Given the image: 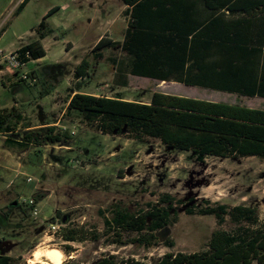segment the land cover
Returning <instances> with one entry per match:
<instances>
[{
	"label": "rangeland",
	"instance_id": "1",
	"mask_svg": "<svg viewBox=\"0 0 264 264\" xmlns=\"http://www.w3.org/2000/svg\"><path fill=\"white\" fill-rule=\"evenodd\" d=\"M17 2L2 0L0 3L2 56L36 40V28L44 17L52 9L59 11L47 20L55 33L43 41L47 56L41 62L32 61L12 68L4 58L0 59V110L15 107L22 113L25 120L17 133L31 129L27 126L38 128L42 119L49 126L68 130L73 139L68 146L55 144L41 149L8 148L6 138L2 139L0 211L20 201L26 203L25 214L29 217L20 222L16 215L11 227L0 228L1 253L12 257L16 264H29L35 252L52 248L63 252V263L92 264L114 255L118 261L133 258L144 264H154L166 253L200 252L206 248L213 232H231L236 227L229 217L220 223L215 216L188 215L185 210L189 206L203 207L209 201L212 206L253 207L260 221H264V160L209 157L200 161L192 153L169 149L160 141L148 139L141 143L128 136H105L79 119H66L65 116L74 90L94 96L119 94L127 100L145 103L158 92L256 109H264V99L132 75L121 78L115 66L125 59L124 53L106 50L103 58L97 60L92 55V49L102 36L108 35L118 42L124 39L128 19L119 0H31L14 16L19 6ZM84 58L92 64L91 78L78 81L69 75L57 83L52 94L39 98V79L52 80L47 74L50 70L57 71L54 64H66L73 69ZM24 75L30 76L26 78L30 86L20 82ZM121 80H127L126 88L118 85ZM163 194L183 200L184 204L177 206L176 222L157 233L158 246L148 249L132 244L112 245L101 237L99 241L71 243L73 251L67 250L70 251L67 253L68 242L61 238L59 230L53 233L51 225L57 222L54 225L61 230L64 227L61 221L66 219L67 224L101 235L104 231L101 211L105 212V217H110L115 205L132 212L145 210L148 203L158 202ZM31 199L36 201L33 211L27 205ZM58 213L65 215L63 219ZM134 236L129 234L126 239ZM166 241L173 242L174 246L168 247Z\"/></svg>",
	"mask_w": 264,
	"mask_h": 264
},
{
	"label": "trees",
	"instance_id": "2",
	"mask_svg": "<svg viewBox=\"0 0 264 264\" xmlns=\"http://www.w3.org/2000/svg\"><path fill=\"white\" fill-rule=\"evenodd\" d=\"M30 1L20 4L14 16L19 15ZM121 1L126 6L123 14L128 19L124 40L113 41L105 36L92 50L96 60L102 59L106 50L124 53L125 59L115 66L121 78L130 74L238 97L264 98V0ZM199 3L203 6L201 10ZM56 11L57 8L52 9L36 28V40L15 50L21 63L28 64L47 55L42 40L55 31L46 19ZM2 30L5 32L6 28ZM55 67L59 77L70 74L78 80L90 78L92 64L84 58L72 71L66 65ZM26 78L30 76L26 75ZM26 78L20 82L28 85ZM39 80V98L42 99L56 89L58 79ZM118 85L126 88L128 82L121 80ZM65 116L66 119H79L102 135L128 136L141 143L157 140L169 149L190 152L200 161L209 157L264 160V109L158 92L145 103L127 100L119 94L94 96L78 90L70 98ZM24 120L15 107L0 110V132L6 138L8 148L41 149L48 145L71 144L73 138L68 130L56 125L44 127L45 122L38 128L27 126L31 129L17 133ZM35 202L27 203L32 211ZM183 204V200L163 194L158 202L148 203L145 210L132 212L115 205L110 217H105V212L101 211L104 217L101 235L67 224L63 219L65 215L58 213L64 225L58 234L69 244L67 253L73 251L71 243L99 241L101 237L112 245L132 244L149 249L160 244L157 233L176 222L177 206ZM25 206L26 203L18 201L1 210L0 228L11 227L16 215L20 222L25 221L29 217L25 214ZM185 212L215 216L220 223L229 217L236 227L231 232H213L206 248L200 252L167 253L154 264H264V221H260L257 209L242 205L232 208L221 204L212 206L206 201L203 207L192 205ZM129 234L135 236L126 239ZM165 245L173 247L174 243L166 241ZM0 264L16 263L12 257L0 252ZM92 264L144 263L133 258L118 261L112 255Z\"/></svg>",
	"mask_w": 264,
	"mask_h": 264
},
{
	"label": "crops",
	"instance_id": "3",
	"mask_svg": "<svg viewBox=\"0 0 264 264\" xmlns=\"http://www.w3.org/2000/svg\"><path fill=\"white\" fill-rule=\"evenodd\" d=\"M119 1H120L121 4H122V8H123V10H125L126 6L122 3L121 0H119ZM193 1L196 2V0H193ZM106 2H107V1H106ZM202 8H203L202 4L199 3V9L201 10ZM50 11H51V10H50ZM50 11H49V12H50ZM58 11H59V9H57V11H56L53 15H55ZM49 12H48V13H49ZM53 15H51V16H53ZM46 16H47V15H46ZM51 16H50V17H51ZM50 17H49V18H50ZM44 18H45V17H44ZM49 18H48V19H49ZM48 19H46V22H47ZM47 24H48V22H47ZM127 26H128V25H127ZM126 29H127V28H126ZM126 29H125V31H126ZM54 31H55V30H54ZM124 34H125V32H124ZM36 35H37V33H36ZM105 36L108 37V35H105ZM105 36H102V37L99 39V41H100L103 37H105ZM46 38H47V37H46ZM46 38H45V39H46ZM45 39L42 40V44H43V41H44ZM110 39H111V38H110ZM111 40H113V39H111ZM123 40H124V39H123ZM99 41H98V42H99ZM113 41H115V40H113ZM119 42H122V41H119ZM28 43H29V42H28ZM28 43H26V44H28ZM97 44H98V43H97ZM97 44H96V45H97ZM96 45H95V46H96ZM95 46H94V47H95ZM43 47L45 48L44 44H43ZM45 50H46V48H45ZM92 50H93V49H92ZM67 51H69V49H68ZM46 53H47V51H46ZM103 53H104V52H103ZM92 55H93V52H92ZM102 55H103V54H102ZM46 56H47V55H46ZM46 56H45V57H46ZM45 57H44V58H45ZM44 58H41V59H39V60H37V61H34V62H35V63L41 62V60H43ZM113 63H115L114 60H113ZM78 64H80V63H78ZM57 65H62V64H61V63L54 64V66H57ZM64 65H66V64H64ZM76 66H77V64H76ZM67 68H69L68 65H67ZM74 68H75V67H74ZM74 68H73V69H74ZM69 69H71V68H69ZM73 69H71V71H72ZM56 70H57V71H52V70H50V71L48 72L47 76H48V77H51V76H52V77L57 78V79H58V82H57V83H60L64 77H63V76L59 77V76H58V69H56ZM115 70H116V69H115ZM69 75H70V74H69ZM69 75H65V77H68ZM129 75H130V74H129ZM132 76H133V75H132ZM135 77H139V76H135ZM90 78H91V77H90ZM139 78H146V79L156 80V79L147 78V77H139ZM86 79H87V78H86ZM86 79H78V81H80V80H86ZM156 81H160L161 83H168V82H169V81H164V80H156ZM81 82H82V81H81ZM170 82H174V81H170ZM176 83H178V82H176ZM179 84H181V83H179ZM182 85H183V84H182ZM185 86H186V85H185ZM189 87H190V86H189ZM195 88H197V87H195ZM210 91H211V90H210ZM53 92H54V91H53ZM53 92H52V93H53ZM77 92H78V90H74V92H73V94L71 95V97L74 96V94H76ZM216 92H219V91H216ZM52 93H51V94H52ZM221 93H224V92H221ZM48 96H49V95H48ZM71 97H70V98H71ZM256 98H259V97H256ZM261 99H264V98H261ZM69 101H70V99H69ZM69 101H68V103H69ZM66 108H67V107H66ZM43 122H44V121L42 120L40 123H43ZM44 126H49V125H44ZM39 127H40V126H39ZM32 181H33V180H32Z\"/></svg>",
	"mask_w": 264,
	"mask_h": 264
},
{
	"label": "bare ground",
	"instance_id": "4",
	"mask_svg": "<svg viewBox=\"0 0 264 264\" xmlns=\"http://www.w3.org/2000/svg\"><path fill=\"white\" fill-rule=\"evenodd\" d=\"M63 257V252L60 249L52 248L35 252L34 259H31L30 261L33 263L37 261L41 262L42 264H63ZM41 259L44 261H41Z\"/></svg>",
	"mask_w": 264,
	"mask_h": 264
},
{
	"label": "built area",
	"instance_id": "5",
	"mask_svg": "<svg viewBox=\"0 0 264 264\" xmlns=\"http://www.w3.org/2000/svg\"><path fill=\"white\" fill-rule=\"evenodd\" d=\"M1 1L2 0H0V3H1ZM24 1L25 0H18L17 5L22 4ZM2 53L3 52H0V59L4 58L6 63H9L12 68H20L23 65H25V64L21 63V61L19 60L18 55L16 54L15 51L10 53V54H8V55H3V56H2ZM23 78H26V75H24ZM3 138H4V135H3V133L0 132V144H1V141H2ZM28 180L32 181V178H29ZM29 202H30V204H34V201L32 199ZM34 214H35V216L38 215L36 210L34 211ZM54 224H56V223H54ZM54 224L51 225L53 233H58L60 231V229H59V227L57 225H54Z\"/></svg>",
	"mask_w": 264,
	"mask_h": 264
},
{
	"label": "flooded vegetation",
	"instance_id": "6",
	"mask_svg": "<svg viewBox=\"0 0 264 264\" xmlns=\"http://www.w3.org/2000/svg\"><path fill=\"white\" fill-rule=\"evenodd\" d=\"M53 71H54V70H53ZM166 228H167V227H166ZM170 253H173V252H170ZM166 254H167V253H166ZM163 256H164V255H163ZM163 256H162V257H163ZM162 257H161V258H162ZM100 259H101V258H100ZM98 260H99V259H98Z\"/></svg>",
	"mask_w": 264,
	"mask_h": 264
},
{
	"label": "clouds",
	"instance_id": "7",
	"mask_svg": "<svg viewBox=\"0 0 264 264\" xmlns=\"http://www.w3.org/2000/svg\"><path fill=\"white\" fill-rule=\"evenodd\" d=\"M29 264H33V262L30 261Z\"/></svg>",
	"mask_w": 264,
	"mask_h": 264
},
{
	"label": "water",
	"instance_id": "8",
	"mask_svg": "<svg viewBox=\"0 0 264 264\" xmlns=\"http://www.w3.org/2000/svg\"><path fill=\"white\" fill-rule=\"evenodd\" d=\"M41 121H42V119H41Z\"/></svg>",
	"mask_w": 264,
	"mask_h": 264
}]
</instances>
